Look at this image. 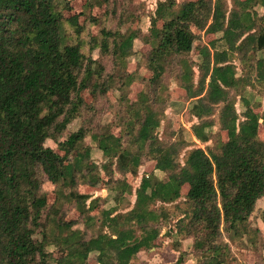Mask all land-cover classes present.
<instances>
[{
	"label": "trees",
	"instance_id": "trees-1",
	"mask_svg": "<svg viewBox=\"0 0 264 264\" xmlns=\"http://www.w3.org/2000/svg\"><path fill=\"white\" fill-rule=\"evenodd\" d=\"M85 1L82 23L79 13H66L70 0H0V264H130L142 249L157 246L160 223L168 219L165 209L154 207L158 202H178L176 231L193 239L197 264H231L229 241L256 247L260 237L249 218L264 196V111L257 112L263 105L244 92L253 77L264 81V11H259L264 0H158L147 34L130 24L124 30L107 27L117 0ZM103 6L105 13L93 14ZM133 16L126 13L125 21ZM193 26L213 35L195 53L196 62ZM136 39L151 47L145 56L150 72L148 89L133 100L128 90L138 77L127 66ZM97 48L111 57V70L101 56L90 54ZM169 71L198 120L193 135L212 146L188 149L182 128L169 125L168 137L159 136ZM110 90L120 93L119 120L95 126L84 120L61 139ZM217 111L220 126L214 132ZM49 138L63 154L46 145ZM92 144L106 158L101 165L93 159ZM146 158L165 178L146 174L136 188L126 177L114 178V166L135 175ZM103 174L106 188L115 191L111 208H99L101 198L91 199L79 188H98ZM46 182L55 185L53 200ZM133 195L134 206L119 211ZM72 213L77 217L70 218ZM186 258L181 252L175 264Z\"/></svg>",
	"mask_w": 264,
	"mask_h": 264
},
{
	"label": "rangeland",
	"instance_id": "rangeland-1",
	"mask_svg": "<svg viewBox=\"0 0 264 264\" xmlns=\"http://www.w3.org/2000/svg\"><path fill=\"white\" fill-rule=\"evenodd\" d=\"M180 1L185 2L187 0ZM70 2L72 8L71 11L66 12L68 15L78 13L80 14L83 10L86 1L70 0ZM157 2L158 0H117V2L111 4V9L109 8L110 11L115 10V12H111V14L108 15L105 20V24L108 28H120L122 30L126 29L130 24L132 28L139 27L142 29L143 34H147L151 26V16L156 10ZM125 8L126 11L124 12ZM106 10L107 8L105 6L95 7L94 9H92V12L95 15H102L106 12ZM259 11L262 13L264 9L259 8ZM126 13H132L134 14V16L130 20L128 19V21H125ZM79 18L82 23L86 21L85 15L80 14ZM193 29L195 30L196 38L194 41V48L191 57L196 62L198 61V56L195 53H197L203 45L208 43L213 38V36L205 35L203 32L197 30L195 26H193ZM90 30L93 33H96L98 31V28L96 26H91ZM150 49V45L145 44L141 39H136L134 42L133 54L130 56V58H128L127 69L129 70V72L135 73L138 77L135 79V81L132 83L131 87H129L128 90L130 93V97L133 100L138 98V94L141 90L148 89V79L146 80L145 77L148 78L150 71L145 66V56ZM90 54L95 59H99L101 56V59H103V61L107 65V69L111 70V57H102V54L100 53V50L98 48L92 50ZM233 60L237 64L238 74L243 75L244 72L242 70V63L240 62V60L236 57H234ZM195 70V81L197 83L199 79V71L197 68H195ZM165 76V84L168 88L166 94L168 95V97H166L167 101L165 106V118L160 128L158 129L159 136L162 138L168 137L165 135V130L169 125L172 130L182 128L181 130L183 138H185L189 144L188 149L193 146H200L203 148L207 147L208 145L212 146V141L208 143H202L193 135L191 127L192 124L198 122V120L189 112L188 108L190 107V100H181L184 99L183 97H187V93L182 87L179 86L178 81L175 79L174 72L169 71ZM252 81V84L246 86L244 94L248 96L254 104L261 102V104L264 106V81H257L254 77ZM85 97L89 102H91L93 98L92 95H89L87 92L85 93ZM119 99L120 93L117 90H110L106 96H100L95 102L94 110L91 112L86 111L84 114V119L83 117L76 118L69 125L67 131L61 136V139H65L68 136L69 132L75 131L79 127H81L84 123V120L87 121V125L89 124L88 122H91L90 126L117 122L119 120L117 116V111L119 109ZM164 104L165 101L162 106L159 107V109L163 108ZM236 106L238 112H243L244 106L242 104L240 95L237 96ZM259 106L260 107H257L256 111L262 114L264 111V107L261 105ZM213 118L215 122L213 131L218 132L220 126L218 120V111L215 113ZM260 122H263L261 123L260 135L262 138H264V121L261 120ZM113 131L117 135L121 134L120 127H113ZM221 134L222 136H225V132L221 131ZM87 141L91 143V139L89 137L87 138ZM93 144V159L97 164L101 165L106 161V158L104 157L103 153L98 150L97 147ZM46 145L54 148L60 154H63V152L58 149L57 142L55 140L51 138L47 139ZM185 153L186 149L182 151L181 161H184ZM74 157L75 156L72 155L69 160L73 161ZM114 169V178L122 179L126 177V179L132 182L134 188L139 186L141 178L144 175L150 174L152 172L157 174L161 178H165L164 173L155 169V161L148 158L144 159L143 164L139 167L138 173L135 175L122 174L118 170V168H116V166H114ZM102 177L103 178H101L98 188H94L86 184H81L79 188L81 192L89 193L91 195V199L100 197L101 201L99 202V208L114 207L116 205L114 200L115 191H111L106 188L105 182L108 177L104 174L102 175ZM45 188L48 191L50 200H53V189L55 188V185H53L51 182H46ZM187 190L188 187H184L181 190L183 197L187 193ZM135 201L136 198L134 195L129 196L127 201H124V203L119 205L118 210L126 211L132 208L135 204ZM177 203L178 202L172 204H161L160 202H158L154 206L158 209H165L168 214V219L164 218L162 223H160L162 226V232L158 239H156L157 246L149 250L142 249L137 255V257L130 262V264H175L179 259L181 252H186L187 254V258L184 264H197V257L192 254L193 239L191 237H185L184 234L178 233L176 231V220L178 218V215L182 214V212L179 211L176 207ZM180 203L182 205L184 204L183 201H181ZM94 212L96 213L98 211L96 210ZM70 216V218H76L77 213H72ZM249 221L254 228H259L260 230L258 244L256 247H253L249 242L229 241L227 239L226 241H229L230 244V250L228 253L231 257V264H264V196L257 201L255 210L251 214ZM77 227L84 229L83 223L78 224ZM91 264H96V261L92 260Z\"/></svg>",
	"mask_w": 264,
	"mask_h": 264
},
{
	"label": "crops",
	"instance_id": "crops-1",
	"mask_svg": "<svg viewBox=\"0 0 264 264\" xmlns=\"http://www.w3.org/2000/svg\"><path fill=\"white\" fill-rule=\"evenodd\" d=\"M208 36V35H207ZM213 36V35H212ZM184 99H181V98H179V99H181V100H183V101H187L188 100V96L186 97H183Z\"/></svg>",
	"mask_w": 264,
	"mask_h": 264
}]
</instances>
